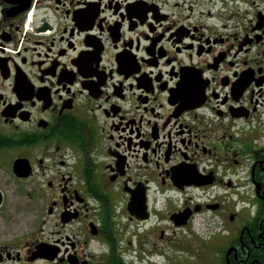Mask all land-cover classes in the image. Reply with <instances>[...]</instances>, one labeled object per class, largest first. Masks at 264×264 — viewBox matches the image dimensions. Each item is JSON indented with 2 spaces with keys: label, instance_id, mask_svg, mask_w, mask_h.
Instances as JSON below:
<instances>
[{
  "label": "flooded vegetation",
  "instance_id": "1",
  "mask_svg": "<svg viewBox=\"0 0 264 264\" xmlns=\"http://www.w3.org/2000/svg\"><path fill=\"white\" fill-rule=\"evenodd\" d=\"M2 168L0 264H264V0H0Z\"/></svg>",
  "mask_w": 264,
  "mask_h": 264
},
{
  "label": "rangeland",
  "instance_id": "2",
  "mask_svg": "<svg viewBox=\"0 0 264 264\" xmlns=\"http://www.w3.org/2000/svg\"><path fill=\"white\" fill-rule=\"evenodd\" d=\"M1 173H5L3 171H0ZM20 188H23V185H20ZM12 195H9L8 200L9 202L11 201ZM7 200V201H8ZM30 196L27 194V189L24 188V191L21 192L20 197H19V202H18V206H19V218H18V222L20 227H22V231L23 230H27L29 229V224L33 218V215L35 214H41L43 211V206L38 204V203H31L30 202Z\"/></svg>",
  "mask_w": 264,
  "mask_h": 264
},
{
  "label": "water",
  "instance_id": "3",
  "mask_svg": "<svg viewBox=\"0 0 264 264\" xmlns=\"http://www.w3.org/2000/svg\"><path fill=\"white\" fill-rule=\"evenodd\" d=\"M16 170H17V173L20 175V174H23V175H26L27 172L29 171V165L26 166V168L19 162H17L16 164ZM0 202H1V197H0Z\"/></svg>",
  "mask_w": 264,
  "mask_h": 264
}]
</instances>
